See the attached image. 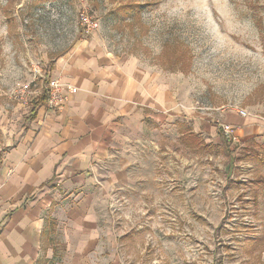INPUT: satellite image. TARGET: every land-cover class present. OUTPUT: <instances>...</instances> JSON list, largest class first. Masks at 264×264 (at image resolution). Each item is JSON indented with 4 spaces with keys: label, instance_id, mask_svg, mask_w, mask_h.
<instances>
[{
    "label": "rangeland",
    "instance_id": "rangeland-1",
    "mask_svg": "<svg viewBox=\"0 0 264 264\" xmlns=\"http://www.w3.org/2000/svg\"><path fill=\"white\" fill-rule=\"evenodd\" d=\"M83 13L98 23L90 35ZM83 38L151 70L159 93L209 143L188 137L184 146L176 116L159 122L153 194L130 196L131 208L153 205L131 210L153 222L140 227V249L153 264H264V184L252 152L263 146L226 123L235 114L263 140L264 0H0V125L7 116L27 123L50 65ZM227 124L230 149L217 133ZM3 144L0 128V154Z\"/></svg>",
    "mask_w": 264,
    "mask_h": 264
},
{
    "label": "crops",
    "instance_id": "crops-1",
    "mask_svg": "<svg viewBox=\"0 0 264 264\" xmlns=\"http://www.w3.org/2000/svg\"><path fill=\"white\" fill-rule=\"evenodd\" d=\"M47 75L78 90L61 110L35 98L27 123L7 116L0 125V264H153L151 250L137 242L140 227L153 222L131 214L153 205L139 201L131 208L130 196L153 194V146H165L157 138L159 122L176 116L184 146L191 126L168 93H159L151 70L93 39H80ZM229 120L249 142L262 144L252 152L260 151L264 184V130L259 140L243 119ZM220 130L229 138L219 127L222 141ZM117 197L126 202L116 204Z\"/></svg>",
    "mask_w": 264,
    "mask_h": 264
},
{
    "label": "built area",
    "instance_id": "built-area-1",
    "mask_svg": "<svg viewBox=\"0 0 264 264\" xmlns=\"http://www.w3.org/2000/svg\"><path fill=\"white\" fill-rule=\"evenodd\" d=\"M80 20L84 26V32L87 35H90L98 27L97 21L93 20L88 14H81ZM43 88L48 91V100L46 105L50 111L61 110L69 101L71 94L76 93L78 90L77 87L63 82L62 79L58 77L48 78V82ZM238 112L241 115H246V112L242 109L238 110ZM231 128L232 127L227 124L224 126L223 130L226 134L231 136Z\"/></svg>",
    "mask_w": 264,
    "mask_h": 264
},
{
    "label": "trees",
    "instance_id": "trees-1",
    "mask_svg": "<svg viewBox=\"0 0 264 264\" xmlns=\"http://www.w3.org/2000/svg\"><path fill=\"white\" fill-rule=\"evenodd\" d=\"M47 100H48V91L45 90V89L43 88L42 91H41V94L37 96V102H38V103H47ZM220 132H221V135H222V137H223V140H224L225 146H227L228 149H230V145L227 144V141H228L229 138L225 137V136L223 135V133H222L221 130H220ZM185 136H186V138L188 139V140H186V141L188 142V144L190 143L189 138H191V139H194V140L197 142L198 145H201V146H207V144H206L205 142L201 141V139L198 137V135L195 134L194 132L190 131V129L188 130V134H185ZM188 137H189V138H188ZM226 138H227V139H226ZM248 148H249V147H246V148H243V149L241 150V154H242V155H241V158H242V157L244 158V157H246V156H249V154H250V149H248ZM230 151H231V150H230ZM231 152H232V151H231ZM254 155L256 156V158H261V157H260V151L256 152ZM230 157H231L232 159H234V157H232V156H230Z\"/></svg>",
    "mask_w": 264,
    "mask_h": 264
}]
</instances>
